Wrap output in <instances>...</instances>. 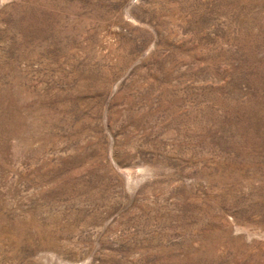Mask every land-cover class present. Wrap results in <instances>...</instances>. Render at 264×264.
Listing matches in <instances>:
<instances>
[{
	"label": "rangeland",
	"instance_id": "obj_1",
	"mask_svg": "<svg viewBox=\"0 0 264 264\" xmlns=\"http://www.w3.org/2000/svg\"><path fill=\"white\" fill-rule=\"evenodd\" d=\"M0 264H264V0H0Z\"/></svg>",
	"mask_w": 264,
	"mask_h": 264
}]
</instances>
